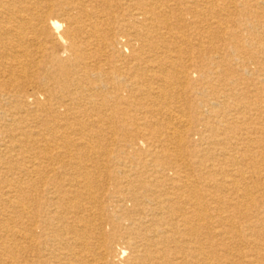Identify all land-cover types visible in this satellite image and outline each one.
Wrapping results in <instances>:
<instances>
[{"label":"bare ground","instance_id":"obj_1","mask_svg":"<svg viewBox=\"0 0 264 264\" xmlns=\"http://www.w3.org/2000/svg\"><path fill=\"white\" fill-rule=\"evenodd\" d=\"M0 264H264V0H0Z\"/></svg>","mask_w":264,"mask_h":264}]
</instances>
